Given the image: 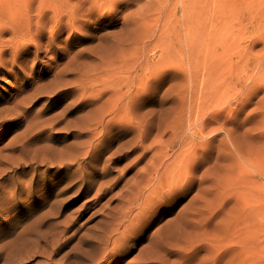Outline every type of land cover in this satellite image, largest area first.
<instances>
[{"label":"rangeland","instance_id":"374dc122","mask_svg":"<svg viewBox=\"0 0 264 264\" xmlns=\"http://www.w3.org/2000/svg\"><path fill=\"white\" fill-rule=\"evenodd\" d=\"M34 1L35 20L40 0ZM210 1L226 15V27L219 40L209 44L211 51L216 49L214 55L208 40L200 38L199 47H207V54L203 50L197 54L201 82L194 108L189 110L192 85L182 0H124L123 9L117 7L120 0H107L97 7L90 2L87 8L85 0H70L79 10L73 32L69 34L67 24L72 14L64 13L66 27L58 28L67 35L55 37L54 22L43 34L33 28L32 37L20 29L14 32L10 0H0V113L6 115L0 119V264H264V0ZM202 4L199 23L208 32L211 9L205 7L206 0ZM93 9L99 13L95 18ZM210 59L220 64L204 84L201 79L209 73ZM57 65L66 67V74L59 75L63 79L93 76L118 81L125 91L122 123L126 134L116 139L115 129L105 128L95 141L108 138L99 149L104 156L130 139L127 148L136 150L112 164L111 176L120 178L108 185L102 197H96L94 182L65 188L75 164L66 170L61 164L35 160L60 157L58 149L86 138L75 135L87 130L88 122L94 121L95 126L102 115L109 117L114 111L113 86L97 98L68 85L58 89L66 95L62 100L57 93L42 92L55 78ZM117 68L120 71L114 76ZM35 94L40 99L35 101ZM221 113L224 120L209 123ZM194 118L196 125H190ZM28 125V135L36 134L40 126L46 128L31 140L39 139L36 145L41 151L34 143L22 145L19 135ZM196 129H200L197 136ZM47 140L53 148H44ZM162 147L166 156L161 162ZM187 153L191 155L188 163ZM133 160L128 170H121ZM164 164L170 175L165 195L142 207L137 201L127 220L122 218L128 206L124 204L146 178L142 176L155 166L164 169ZM158 182L152 184L154 188H144L143 194L155 193L163 184ZM183 184L180 193L171 192ZM88 201L89 208L83 206ZM141 210L151 216L137 229L132 218ZM104 235L109 240L101 250Z\"/></svg>","mask_w":264,"mask_h":264},{"label":"bare ground","instance_id":"6f19581e","mask_svg":"<svg viewBox=\"0 0 264 264\" xmlns=\"http://www.w3.org/2000/svg\"><path fill=\"white\" fill-rule=\"evenodd\" d=\"M34 0H10V15H12L13 18H11V27L10 29H12L14 32L15 31H18L20 29V31L22 30L24 33H26L28 36L31 35V37L33 36V28H35V32L38 33V34H43V32L45 31V29L47 27H50L52 25L49 24L50 22H54L53 23V26L55 28V33H54V37L55 35H60L62 33L63 30H60L58 27H66V24H65V16L63 15L64 13H69V14H72V17L70 18L67 17V24L69 25V28H68V31H69V34L71 32H73V27L75 25H73V22H75L76 18H77V11L78 10V7L77 5L73 4L71 5L70 3V0H40V3H39V15L38 17L34 20V15L32 16L31 15V10L32 8L34 9V4H33V7H32V3H33ZM209 1V0H208ZM35 2V1H34ZM37 2V1H36ZM91 3L94 4L95 7H97V5L101 4V3H106L107 0H90ZM199 2V3H198ZM182 3L184 4L183 6V15H184V20H185V27H186V31H185V40H186V56H188V65H189V71H190V77H191V85H192V91L190 93V102H188L190 104V109H189V105H188V109L189 110H192L194 107L192 106V102H194L193 100L196 99V97L198 96V84L200 79L196 73V66H197V63H198V56L197 54L199 52H201L202 50L204 51V54H207L205 53L207 47L205 48H201L199 47V41H200V38L201 36L204 37V39H207L208 40V50L211 49V46L210 45H213V40L215 41H218L219 39V36L222 34L221 31H223V29L226 27V20H225V17L226 15L220 11V9H218L219 5H217V3L215 5H213L211 3V1L209 3H207V0H206V8H209L211 9L209 11V18H208V21L211 23V26H212V29L208 32H203V25H201V22L199 23V15L201 16L200 14V8H203L202 6H204V4L200 5L201 3V0H190V1H186V0H182ZM209 4H211L210 6L211 7H207ZM73 7V8H71ZM222 8V6H221ZM218 9V10H217ZM32 12H34L32 10ZM17 17H16V16ZM36 17V16H35ZM74 20V21H73ZM33 23H36V27H34ZM82 26H87V23H83ZM52 28V29H54ZM11 30V32H12ZM27 30V31H26ZM19 31V32H20ZM29 31V32H28ZM18 32V33H19ZM21 33V32H20ZM13 34V33H12ZM17 34V33H16ZM15 34V35H16ZM14 35V34H13ZM14 35V36H15ZM28 36H27V40L28 39ZM38 36V35H35V37ZM25 37V36H24ZM23 38V37H22ZM221 38V37H220ZM15 39V38H14ZM13 39V40H14ZM35 39V38H34ZM20 40V39H19ZM23 40V39H22ZM26 40V39H25ZM26 40V41H27ZM54 40V39H53ZM15 41H17V39H15ZM28 42V41H27ZM26 42V43H27ZM53 42V41H52ZM15 43V42H14ZM33 41L30 43L32 44ZM51 43V42H50ZM24 44V42H23ZM27 45V44H26ZM227 45V44H226ZM224 44V46H226ZM9 46H10V43H9ZM26 47V46H25ZM10 48V47H9ZM20 48V47H19ZM210 48V49H209ZM228 47L226 46V49ZM18 49V48H17ZM49 49H52L51 46H49ZM216 50V49H215ZM215 50H210L211 54H213V52ZM10 51V50H9ZM13 51V50H12ZM19 51V50H18ZM8 52V51H7ZM2 51L0 52V55H1ZM185 53V52H184ZM14 53H12V55H14ZM214 55V54H213ZM0 58H2V56H0ZM214 58V57H213ZM212 58V59H213ZM32 59V58H31ZM164 59V58H163ZM28 60V59H27ZM1 61V60H0ZM32 61V60H31ZM158 61V60H157ZM163 60L160 59L158 62H162ZM219 62V60H217ZM3 62V61H2ZM1 62V63H2ZM26 62V61H25ZM218 62H215L212 61L210 59V61L207 63L208 64V69H209V73L207 76H205V78H202V83H206L205 81H209V79L213 78L212 77V73L217 71V66ZM14 62H12L13 64ZM34 63V62H33ZM2 66V65H1ZM206 67V68H207ZM219 68V66H218ZM119 68H117V71L113 72L114 76L117 75L116 73L120 70H118ZM207 70V69H206ZM54 79L53 80H50L48 81V85L46 84V86H43L45 87L42 92H44L45 90H47V92L49 93H57V96H58V100H62L66 97V95H62L63 94V91L64 90H61L59 91V87H61L62 85H68L69 88H76L79 87L81 88L84 93H86L87 91L91 92V97H95L98 96V97H101L102 95H104L106 93V91H108V89L113 86L115 87L114 89V93L116 95V98H115V104H114V111L112 112V114H109V117H105L102 115L101 119L98 120L97 124L95 126L92 125V123L94 121H92V123L89 124V122L87 123V127L84 132L82 133H79L78 135H75L76 138H79V137H82V136H85L86 138H84V140H80L78 142V140L75 141L74 145L73 144H68L66 146H64L63 148L61 149H58V151L61 153V156L58 157V156H55V155H52V156H49V157H42L41 159H39L38 157H35V160L38 161V162H41V161H51V163L53 165H58V164H61V167L63 168H66V170H70L72 169V165L75 164L77 166V168L72 172V178L70 180V182H68L65 186V188L67 187H73L74 185H77L79 182L83 184L87 183L88 181L91 182V183H95L97 185V191L95 193L96 197H102V195L104 194V192H106V188L108 187L109 184H112L114 182H116L120 177L119 176H115V177H112L111 174H112V164L113 163H119L121 162L123 159L127 158L129 156L130 153H133V151L136 150L135 147H132L130 149H128V143L131 141L128 140V141H122V142H119L118 145L112 150V152L107 155V156H104V152L103 151H99V149L102 150V146L104 144V142H106L108 140V138L106 136H104L103 138H101L99 141L97 140V142L95 141V136H97L96 134L97 133H103L104 129L107 128V129H112L114 128L115 129V135H116V139H119L121 138L124 134H126V129L124 128V125H123V121L125 120L124 119V115H125V103L122 102V97H124L125 95V91L122 89V86H119L120 85V82H115V83H112L113 81L111 82H108L106 80H99L98 78L96 77H84L83 78H78V77H67V78H62L60 77V73L63 72V74H66V67H61L58 68V65L57 67L55 68V71H54ZM207 72V71H206ZM218 72V71H217ZM220 72V70H219ZM216 73V72H215ZM214 74V73H213ZM60 75V76H59ZM216 75V74H215ZM117 77V76H116ZM120 78V74L118 76ZM111 78H114L113 76ZM219 78V77H218ZM62 79V80H60ZM217 79L215 78V81ZM212 81V80H211ZM210 81V82H211ZM46 83V81H45ZM118 83V84H117ZM209 83V82H208ZM116 84V85H115ZM207 85V84H206ZM212 86V85H211ZM37 88V87H36ZM49 89V90H48ZM35 90V89H34ZM33 91V90H32ZM31 91V92H32ZM59 91V92H58ZM97 91V93H96ZM30 92V93H31ZM41 93V92H40ZM81 93V92H80ZM28 94V93H27ZM27 94L26 95H23V96H26L27 97ZM90 94V93H89ZM31 95V94H29ZM38 94H35V97L37 96ZM40 95V94H39ZM93 95V96H92ZM29 97V96H28ZM82 97V96H81ZM89 97V96H88ZM97 98V97H95ZM37 99H40V97L37 96V98H35V101ZM28 100V99H27ZM33 101V100H32ZM32 104V103H31ZM212 104V103H211ZM30 105V104H29ZM9 107V106H7ZM10 108V107H9ZM11 109V108H10ZM3 111V110H2ZM27 112V109L24 110L23 114H25ZM91 112V111H90ZM94 112V111H92ZM91 112V114L93 115V113ZM6 115L4 113H0V119L1 118H6L5 117ZM46 118V117H45ZM57 120V117L55 118ZM60 119V117L58 118ZM38 120V119H37ZM53 119H51L52 121ZM1 121V120H0ZM45 121V119H44ZM58 121V120H57ZM195 121L196 119L194 118L193 120L190 121V125L191 123H194L195 124ZM48 122V121H47ZM41 123V121L39 120L38 122H35L36 124V127L37 125ZM46 123V122H45ZM55 123L56 125V121L53 122ZM34 124V123H33ZM44 124V123H43ZM50 124V122H49ZM27 125V124H26ZM48 125V124H47ZM52 125V123H51ZM196 125V124H195ZM194 125V126H195ZM33 126V125H32ZM53 126V125H52ZM27 127V126H26ZM25 127V131L19 135L21 136L22 138V145L23 144H26L27 143H31V144H38L37 141H39V139L36 140H33L31 142L32 139H34L36 136L35 135H41L43 134V132L46 130V128H44V126H40L38 128V130L36 129V134L34 135H28L29 131L31 130L30 126L28 125V127L26 128ZM194 129V128H193ZM192 129V130H193ZM191 130V131H192ZM195 130V129H194ZM200 130V129H199ZM199 130L196 129V131H192L195 136H197L200 132ZM34 131V130H33ZM191 132V134H193ZM202 132V131H201ZM31 133V132H30ZM33 133V132H32ZM28 135V136H27ZM17 136V135H16ZM28 137V141H25V137ZM174 136V135H173ZM190 136V135H189ZM192 136V135H191ZM13 137V136H12ZM111 137V136H110ZM181 137V135H180ZM14 139L15 136L13 137ZM13 138H12V141L11 143L13 142ZM97 138V137H96ZM175 138H176V134H175ZM193 138V137H192ZM180 139V138H179ZM182 139V138H181ZM184 140V138H183ZM16 141V140H15ZM191 141V140H190ZM48 140L46 141V143L44 144V148L45 147H48V148H53L51 147V143L48 144L47 143ZM182 142V141H180ZM10 143V144H11ZM68 143V142H67ZM71 143V142H70ZM188 143L189 140H188ZM18 144V143H17ZM181 144V143H180ZM187 144V143H186ZM184 144V145H186ZM183 145V146H184ZM192 145V143H191ZM30 146V145H29ZM33 146V145H32ZM42 146V145H41ZM9 147V146H8ZM104 147V146H103ZM166 147V146H164ZM189 147V146H188ZM191 147V146H190ZM41 148L42 147H39L36 145V150L37 151H41ZM34 149V148H33ZM47 149V148H46ZM181 149V148H180ZM193 149V148H192ZM51 150V149H50ZM98 151V155L97 154H94L95 152L93 151ZM177 150V149H176ZM185 150V149H184ZM45 151V150H44ZM161 151V154H160V160L162 162L163 158L166 156V150L162 147L160 149ZM194 151V149H193ZM192 151V152H193ZM49 152V151H48ZM53 152V150H52ZM168 152V150H167ZM37 153V152H36ZM35 154V153H34ZM33 154V155H34ZM48 154V153H46ZM57 154V152H56ZM176 154V153H175ZM174 154V155H175ZM191 154V153H190ZM173 155V157H174ZM177 155V154H176ZM179 155H180V152H179ZM37 156V155H36ZM170 156V154L168 155V157ZM186 156V160L188 163V160H190L189 158L191 157V155H185ZM187 156H190V157H187ZM193 156V155H192ZM155 157V156H154ZM167 157V158H168ZM153 158V157H152ZM157 158V157H156ZM171 158V156H170ZM34 159V158H33ZM103 160V164H100V162ZM2 161V159L0 158V162ZM34 161V160H33ZM169 161V160H168ZM171 161V159H170ZM151 162V161H150ZM159 164L160 165H163V163ZM183 162V161H182ZM134 160L132 161V163L128 162L126 164H124V166L120 167L122 171H125V170H128L130 168V166L134 165ZM157 163V162H156ZM165 163V162H164ZM174 163V162H173ZM186 163H183L186 164ZM155 164V163H154ZM169 162L166 164L168 165ZM171 164V162H170ZM181 164V163H180ZM157 165V164H155ZM165 165V164H164ZM166 165H165V168L164 169H160V167H157L155 166L154 170L151 171L149 174L147 172V176H142V177H146L144 182L138 186V188L136 190H133L134 194H133V198L130 199V202L128 204H124L125 202H123L122 204L124 205H128V206H125L124 209L122 210L120 216L122 215V218L124 217H128L129 214L131 215V213H129L130 211V208L131 206L136 203L137 201L139 202V205L142 207L144 203H146L148 200H153L154 197L158 200L161 199V197L163 195H165L166 193V176H170V175H166ZM187 165V164H186ZM185 165V166H186ZM60 166V165H59ZM181 166V165H180ZM184 166V167H185ZM183 167V166H182ZM150 168V167H149ZM148 168V170H149ZM163 168V166H162ZM152 170V168H151ZM168 170V169H167ZM169 171V170H168ZM181 171V170H180ZM179 172V171H178ZM136 173V172H135ZM138 173V172H137ZM184 173V172H183ZM180 173H178L179 175ZM182 174V173H181ZM142 175V174H141ZM96 176H99L101 177V179L97 180L95 179ZM182 176V175H181ZM137 177V176H136ZM179 177V176H178ZM74 178H77V180H73ZM135 178V177H134ZM133 178V179H134ZM138 178V177H137ZM136 178V179H137ZM187 180H190L187 179ZM160 181V183L158 182ZM159 183L161 184V182L163 184H161V186H158L156 188V191L155 193L153 194H149V195H145L143 194L144 193V188H154V186L152 184L154 183ZM189 182V181H188ZM158 184V185H159ZM81 185V186H82ZM137 185V184H136ZM152 185V187H150ZM176 185V183H175ZM186 186V184H183L181 185L180 187H173L171 192H179L182 188H184ZM129 187V186H127ZM156 187V186H155ZM171 187V186H170ZM169 187V188H170ZM148 188V189H149ZM171 189V188H170ZM128 190V189H127ZM154 191V189H151ZM146 191H148L146 189ZM149 192V191H148ZM171 193V194H172ZM180 193V192H179ZM173 195V194H172ZM126 196V195H125ZM70 198V197H69ZM164 200V198H163ZM129 201V200H128ZM148 203V202H147ZM88 204H89V201L88 202H85L83 204V206L88 207ZM123 205V206H124ZM135 205V204H134ZM120 206H122L120 204ZM119 206V207H120ZM82 208V207H81ZM50 209V208H49ZM51 210V209H50ZM120 210V209H119ZM121 211V210H120ZM49 212V211H48ZM107 212V211H106ZM44 213V212H43ZM47 213V212H46ZM54 213V212H53ZM50 214V213H49ZM136 213H134L133 215H135ZM144 214V215H143ZM52 215V214H50ZM54 215V214H53ZM150 213L147 211V212H142L139 211L133 218H132V223H131V220L130 222H128L129 224H132L134 227H136L137 229L139 228H142L144 227L147 219L150 218ZM125 218V219H126ZM112 219V218H111ZM42 220V219H41ZM114 220V219H113ZM127 220V219H126ZM117 221V220H116ZM115 221V223H116ZM129 221V220H128ZM122 222V221H121ZM112 223H114V221H112ZM127 223V225H129ZM122 224V223H121ZM126 224V223H125ZM124 225V224H123ZM97 227V226H96ZM122 227V226H121ZM99 228H102V227H99ZM116 228V227H115ZM130 228V227H129ZM114 229V227H113ZM124 229V227H123ZM40 236V235H39ZM44 237H46L45 235H43ZM41 237V236H40ZM48 237V236H47ZM117 237V235H116ZM109 236L108 235H104L101 239H100V246H99V249H103L104 248V243H106L109 239ZM54 239V238H53ZM52 239V240H53ZM57 239V238H55ZM54 239V240H55ZM96 239V238H95ZM113 239V238H112ZM56 241V240H55ZM116 241V239H115ZM112 242V241H111ZM114 242V241H113ZM32 243V242H31ZM41 243V242H40ZM30 244V242H29ZM34 244V243H33ZM48 244H49V241H48ZM124 244V242H123ZM128 244V243H127ZM35 247V245H33ZM41 245L39 244L38 248L40 247ZM43 246V245H42ZM107 246V245H106ZM109 246V245H108ZM113 246V245H112ZM24 247V246H23ZM29 246H27L28 248ZM44 247V246H43ZM26 248V249H27ZM30 248V247H29ZM109 248V247H108ZM42 249V248H41ZM44 249V248H43ZM111 249V248H110ZM115 249V248H114ZM25 251V250H24ZM46 251V250H45ZM109 251V250H108ZM30 252V251H29ZM34 252V250H33ZM36 252V251H35ZM48 252V250H47ZM104 252V250H103ZM27 253V252H26ZM45 253V252H44ZM19 254V253H18ZM106 254V253H105ZM31 255V253H30Z\"/></svg>","mask_w":264,"mask_h":264},{"label":"snow or ice","instance_id":"6c2138e0","mask_svg":"<svg viewBox=\"0 0 264 264\" xmlns=\"http://www.w3.org/2000/svg\"><path fill=\"white\" fill-rule=\"evenodd\" d=\"M89 4H90V0H85L84 6L86 8L89 7ZM117 7L120 8V9H123L124 7H126V3L124 2V0H120V2L117 4ZM97 15H99V13L95 9H93L92 10V17L95 18ZM62 35H67V33L63 32ZM42 38L46 39L47 38L46 34H44V36ZM224 119H225V115L221 113V114H218L216 116V120L215 121H210L209 123H215L216 121H220V120H224ZM211 154H212V149L210 147L209 155H211ZM197 171H199V169H197ZM200 254L202 255L203 251H201ZM193 259H195V257Z\"/></svg>","mask_w":264,"mask_h":264}]
</instances>
